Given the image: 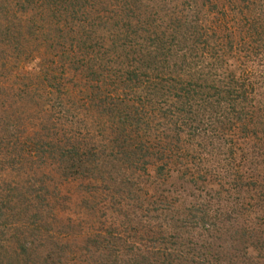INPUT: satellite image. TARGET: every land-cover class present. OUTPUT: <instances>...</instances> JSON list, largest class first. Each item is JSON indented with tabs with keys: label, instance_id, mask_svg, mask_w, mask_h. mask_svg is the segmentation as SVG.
I'll return each mask as SVG.
<instances>
[{
	"label": "rangeland",
	"instance_id": "374dc122",
	"mask_svg": "<svg viewBox=\"0 0 264 264\" xmlns=\"http://www.w3.org/2000/svg\"><path fill=\"white\" fill-rule=\"evenodd\" d=\"M78 3L69 7L63 0H0L4 28L0 30V207L15 204L19 214L16 202L20 198L21 203L33 200L35 207L44 201L50 207L46 220L52 223L50 232L64 248L61 252L55 249L62 264L93 263L94 257L86 262V252L79 246L94 235L104 236L112 245L111 260L118 264H146L148 259L155 263L156 257L162 261L169 255L171 260L180 259L184 250H189L180 241L184 235L208 243L207 259H213L203 264H226L217 260L223 255L217 252L225 253L229 247L219 241L216 229L235 236L234 229L242 228L237 219L243 215L246 226L256 225L257 233L264 230V137L260 136L264 134V1H184L190 6L183 8L180 18L190 16L200 20L203 28L217 30L232 45L235 68L231 67L229 74L251 79L257 90L256 97L249 94L251 103L246 102L251 116H215V112L202 111L206 116L196 118L203 120L195 130L197 138L190 140L187 134L191 136L196 123L190 127L192 124L182 120L171 128L164 124L165 128L157 125L163 123L161 116H150L155 117L154 122L147 118L141 131L127 123V135L119 137L120 125L106 116L103 100L92 86L105 91L106 87L90 81L84 73L89 58L101 56L110 47L114 29L105 24L108 18H116L114 11L119 8L112 0ZM174 4L167 0L165 10H174ZM150 8L158 9L157 4ZM139 18L146 26L139 27ZM155 18L138 15L125 26L121 22L122 28L132 22L130 29L136 34L127 41L126 36L121 37L120 43H126L131 51L137 48L131 43L137 35L143 39L150 33L173 34L168 23ZM205 55L206 65L210 57L206 51ZM242 108L241 104L237 110ZM138 132L144 140L150 137L156 141L160 134L180 136L185 148L179 155H185L186 160L178 156L181 163L174 159L162 169L153 159L145 166L122 165L116 173L127 182L120 187L115 180L97 177L107 168L106 163L122 162L117 161L120 157L114 148L124 141L136 145ZM72 148L94 173L63 175L60 158ZM25 180L29 183L24 189ZM31 183L34 189L25 191ZM11 195L17 200L10 202ZM2 212L0 254H4L2 247L12 252L17 243L46 240V230L16 233L23 220L11 209ZM93 248L96 256L101 255L98 244ZM245 259L243 264H247ZM253 259L259 261L256 254Z\"/></svg>",
	"mask_w": 264,
	"mask_h": 264
},
{
	"label": "trees",
	"instance_id": "16d2710c",
	"mask_svg": "<svg viewBox=\"0 0 264 264\" xmlns=\"http://www.w3.org/2000/svg\"><path fill=\"white\" fill-rule=\"evenodd\" d=\"M63 1H67L70 7L74 2L80 3L85 0ZM184 1L181 3L180 0H170L171 4L175 3L172 7L174 10L168 11L165 10L167 0H112L116 8L119 9L114 11L116 18H108L109 23L105 24L106 27H111V30L114 29L110 39V47L101 56L89 58L88 65H83L87 66L84 68V73H88L90 81L101 82L103 83V88L106 87L107 90L105 91V89L101 90V87L92 86L97 97L103 100L106 116H109L113 122L120 125L119 137L127 135V123H130L131 127L137 131H141V127L147 123V118L152 119V122L156 121L155 117L151 118L150 116H161V122L163 123H157V125H162V127H165L164 124H166L167 127L171 128L172 125H176L182 120L192 124L190 127L196 123L197 127L195 125V129L191 128V136L187 134L189 140L197 138L195 130L199 129L203 120L197 121L196 118L206 116L202 111L207 113L208 111L215 112V116H218L219 113L224 116H251V111L246 106V102L249 100V104L251 103L249 94L253 97L257 96L255 83L249 78L239 79L237 78L238 76L235 77L229 74L231 67L235 68L232 65V62H234L231 56L232 45L226 43L217 30L211 32L212 29L203 28L200 20L192 19L190 16L186 19L180 18L182 17L183 8L189 5V3L184 4ZM260 1L263 2L264 0ZM79 3L77 6L81 5ZM85 3L82 4L85 6ZM105 3L103 1L102 4ZM155 4H157L158 9H151L150 6L153 7ZM138 15L140 17L141 15L157 16L154 20L163 24L168 23L167 26L174 29L171 32L173 34L169 36L163 33V36H160L150 33L152 35H147L143 39L137 35L138 39L136 40L134 37L136 32L131 30L129 25L132 22L123 28L120 27V23L122 22L123 26H125L130 19ZM139 19L141 20V18ZM138 25L143 27L146 26V23L141 20ZM2 29L4 28L0 23V30ZM132 33H134V40L131 43L137 48L130 51L126 43L121 44L119 39L126 36L125 39L127 41ZM203 51L204 54L202 53ZM205 51L210 57L206 65L204 61L207 60L203 59L206 56ZM108 87H112L113 91L114 89L116 91L110 92ZM227 102L232 103L224 108L223 105ZM241 104L243 108L237 110V107ZM256 111L254 108L253 113L255 114ZM259 116H263V114H259ZM139 133H137V136H139ZM258 135L259 133L257 132L253 133L255 138L262 141L263 132L260 134L261 137H258ZM158 138L156 141L150 137L144 140L139 136L136 145H130L124 141L123 144L114 148L117 149L115 154L120 157L117 161L122 162H116L112 164L113 166L106 163L107 168L103 170V175L100 173L97 177H101L102 181L115 180L120 187L127 182L126 177L122 174H119V177L116 173L122 169L120 168L122 165H126V168L127 166L134 168V166L137 167L139 164L145 166L149 164L150 159H153L156 165H162V169L168 163L174 162V159H179L180 163L182 159L186 160L187 157L185 155H179L180 150L185 148L180 145V141L182 142L180 136L172 137L170 134H160ZM170 139H172V142H169ZM67 144L65 145L67 146ZM162 144L165 146H159ZM82 157L74 148L70 152L63 153L60 158L62 165L60 167L64 173L63 175L73 177V173L78 176L79 172L83 176L87 172L94 173V170H88V165L82 162L86 161V159ZM93 178L97 179L96 174ZM118 179L120 180L119 182H117ZM28 181L22 182L23 188L24 184L29 183ZM32 189H34V183L29 184L25 191ZM16 197L11 195L9 198L10 202L17 200ZM38 198L41 199L40 197ZM20 200L16 202L19 214L15 204L9 208L10 203H8L7 206L5 204L0 207V216H4L2 210L11 209L13 213L15 212L14 214L17 213L20 216L19 220H23L20 226H16V233L18 232L17 230H30L31 233H39L40 230H46L44 237L46 240L35 241L31 244L26 241H19L20 243L16 244L18 248L12 252L2 247L4 254H0V264H26L27 262L62 264L61 260L55 257V254H58L55 249L61 252L64 248L59 238L50 232L52 223L50 224V222L46 221L49 219L50 211L48 209L50 207H47L44 201H42L41 207H35L32 205L33 200L31 203H28L27 200L21 203ZM32 207H35V209ZM204 217H207V215H204ZM244 218L245 216L241 215L240 219H237V221L240 220V223H242L239 224L242 228L234 229L235 236L228 235L227 231L221 234L216 229L219 234L217 236L221 239L219 241L225 242L226 249L229 247L225 253L217 252V254H223L222 256H217L218 262L243 264L246 262L245 258H247V264H261V260L264 261V230L257 233L258 231L254 228L256 225L246 226L247 222ZM246 233L248 237H246ZM180 241L189 249L184 250L180 259L171 260L170 257L172 255H169L163 256L162 261L156 257L155 263L149 262L150 260L148 259L146 264H203L204 261L213 259V257L207 259L210 256V248L207 242L205 244L200 243L202 239L184 235ZM96 244H98L100 249L101 255L99 256H96L98 252L93 248ZM237 244L239 246L236 249ZM219 246L217 244V247ZM79 247L86 252L84 259L87 263L90 257H94V262L91 264H97L96 259L100 264H118L116 260H111L110 248L112 245L106 242L104 236H91L85 241L84 246ZM254 254L257 255L259 261H254Z\"/></svg>",
	"mask_w": 264,
	"mask_h": 264
}]
</instances>
